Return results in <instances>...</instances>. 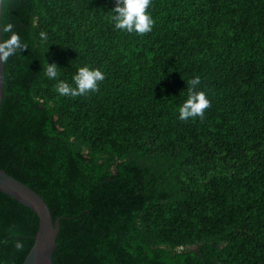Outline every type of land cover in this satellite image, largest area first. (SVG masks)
Instances as JSON below:
<instances>
[{
  "label": "trees",
  "instance_id": "obj_1",
  "mask_svg": "<svg viewBox=\"0 0 264 264\" xmlns=\"http://www.w3.org/2000/svg\"><path fill=\"white\" fill-rule=\"evenodd\" d=\"M114 7L2 0L27 47L3 63L0 169L60 219L53 263L264 264V0H151L144 34L116 30ZM46 63L105 78L61 97ZM195 77L210 106L181 120ZM38 226L0 193V264Z\"/></svg>",
  "mask_w": 264,
  "mask_h": 264
},
{
  "label": "clouds",
  "instance_id": "obj_2",
  "mask_svg": "<svg viewBox=\"0 0 264 264\" xmlns=\"http://www.w3.org/2000/svg\"><path fill=\"white\" fill-rule=\"evenodd\" d=\"M151 0H115L114 9L109 12V21L116 30L130 34H144L151 32L154 20L147 11ZM17 26L12 22L0 21V63H5L9 58L19 55V52L27 47ZM38 37L41 42L48 39L47 33L39 31ZM45 75L55 82V91L61 97H76L87 94L89 91H96L100 81L105 78V73L97 67L88 64L78 66L71 75V80L60 79V72L55 63H46ZM187 98L179 105V119L202 117L210 101L204 91L197 90L199 77L189 81ZM17 243V247H21Z\"/></svg>",
  "mask_w": 264,
  "mask_h": 264
},
{
  "label": "water",
  "instance_id": "obj_3",
  "mask_svg": "<svg viewBox=\"0 0 264 264\" xmlns=\"http://www.w3.org/2000/svg\"><path fill=\"white\" fill-rule=\"evenodd\" d=\"M0 0V21H1ZM2 38V37H0ZM4 98V64L0 63V107ZM0 193L30 209L38 218L39 226L33 245L22 264H54L53 253L60 230V219L52 221L50 210L44 200L32 189L0 169Z\"/></svg>",
  "mask_w": 264,
  "mask_h": 264
}]
</instances>
